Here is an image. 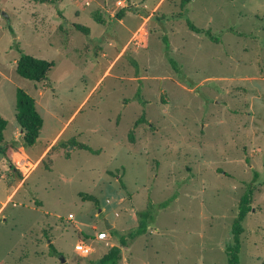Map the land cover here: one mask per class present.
<instances>
[{"label":"rangeland","instance_id":"374dc122","mask_svg":"<svg viewBox=\"0 0 264 264\" xmlns=\"http://www.w3.org/2000/svg\"><path fill=\"white\" fill-rule=\"evenodd\" d=\"M181 2L0 0V264L97 262L148 207L120 264H227L245 195L240 264H264V0ZM20 52L54 64L46 81L17 75ZM17 89L43 119L29 148ZM70 141L101 154L67 159Z\"/></svg>","mask_w":264,"mask_h":264},{"label":"trees","instance_id":"16d2710c","mask_svg":"<svg viewBox=\"0 0 264 264\" xmlns=\"http://www.w3.org/2000/svg\"><path fill=\"white\" fill-rule=\"evenodd\" d=\"M33 1H40L41 3H44L45 0H33ZM192 0H182L181 2V8H185ZM123 15L118 16V19H122ZM188 28L196 33V34H204L205 32L197 29L193 24H191L189 21H187ZM78 31L83 32L84 29L81 27L76 26ZM84 32H87V30H84ZM205 35L209 37L214 43H219V40L214 39L209 32H206ZM166 44L168 45L167 40ZM169 48H167L168 50ZM21 56L17 62L16 67V73L19 77L26 79L28 81L32 82H42L47 80L48 73L53 69L54 64L44 61L35 59L29 55H25L22 52ZM169 61L173 68L177 70L176 62L169 58ZM16 121L18 122L22 133H23V142L26 147H33L39 139L40 131L43 127V119L39 115V113L36 110V105L34 99L28 95L26 92H24L21 89H17L16 91ZM146 123V120L144 116L141 117L140 120H138L135 123V127L139 126L140 124ZM8 122L2 118H0V143L4 139V132L7 128ZM131 140L134 142L133 136L130 135ZM57 146L60 149H63L67 151L65 153V157L67 159L70 158V150H78V151H84L91 153L93 155H100L101 150H94L90 148L87 145L77 143L76 141H70L67 144H57ZM53 149V148H52ZM81 197L84 199V201H90V202H97V200L92 197L88 196L86 194H81ZM251 197L249 195H245L240 199L239 202V208H238V216L236 220L233 223L232 230H231V242L227 244L225 248V253L227 257V264H240V249H241V240L240 237L244 233V228L242 226V223L244 219L247 217L248 214L251 213L252 207H251ZM165 207V205H164ZM138 219V226L137 228L127 234L126 236H121L119 238V246H113L109 249V251L102 256L97 262H92L91 264H120L122 261V249L126 248L128 246V242L133 241L135 238L146 235L150 223L153 221V212L151 210V207L147 208V210L142 212H137L136 214ZM85 239H91L88 238V236H84ZM50 253L52 256L59 255L60 253L55 249V247L50 244Z\"/></svg>","mask_w":264,"mask_h":264},{"label":"built area","instance_id":"2783aa9c","mask_svg":"<svg viewBox=\"0 0 264 264\" xmlns=\"http://www.w3.org/2000/svg\"><path fill=\"white\" fill-rule=\"evenodd\" d=\"M70 219H73V216H70ZM108 234H109L108 231L100 232L94 236L95 237L94 240L98 241V242H104L107 239H110V236ZM74 251L78 255H81L83 257H88V256L93 254L94 249H93L92 245H90L84 241H79L75 245Z\"/></svg>","mask_w":264,"mask_h":264},{"label":"water","instance_id":"95a60500","mask_svg":"<svg viewBox=\"0 0 264 264\" xmlns=\"http://www.w3.org/2000/svg\"><path fill=\"white\" fill-rule=\"evenodd\" d=\"M105 225H106V230L107 231H110L112 229V226L107 221H105Z\"/></svg>","mask_w":264,"mask_h":264},{"label":"crops","instance_id":"0c3cea01","mask_svg":"<svg viewBox=\"0 0 264 264\" xmlns=\"http://www.w3.org/2000/svg\"><path fill=\"white\" fill-rule=\"evenodd\" d=\"M51 148H46L45 150H46V152L48 151V150H50ZM45 150L41 153V155L40 156H44V152H45ZM14 157V156H13ZM15 158V157H14ZM15 160V159H14ZM112 226V225H111ZM112 229H113V226H112ZM104 232V231H103Z\"/></svg>","mask_w":264,"mask_h":264}]
</instances>
